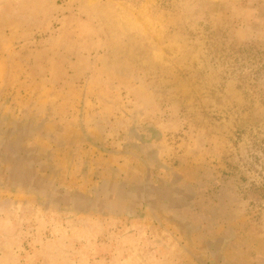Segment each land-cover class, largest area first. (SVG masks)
Wrapping results in <instances>:
<instances>
[{"label": "rangeland", "instance_id": "rangeland-1", "mask_svg": "<svg viewBox=\"0 0 264 264\" xmlns=\"http://www.w3.org/2000/svg\"><path fill=\"white\" fill-rule=\"evenodd\" d=\"M0 124L34 125L0 139L50 152L71 189L156 147L201 226L60 211L4 175L0 264H264V0H0Z\"/></svg>", "mask_w": 264, "mask_h": 264}, {"label": "crops", "instance_id": "crops-1", "mask_svg": "<svg viewBox=\"0 0 264 264\" xmlns=\"http://www.w3.org/2000/svg\"><path fill=\"white\" fill-rule=\"evenodd\" d=\"M27 126L34 128V125ZM27 126L4 129L0 124V133L10 131L13 134L21 130L20 133L26 135V131H30ZM37 129L42 127L39 125ZM2 141L0 139V143ZM22 141L23 137L19 134L17 138L13 136L1 143L6 151L5 157L0 156V172H3L0 178L5 175L8 183L29 192H38L47 205L57 210L83 215L99 214L108 218L144 217L157 225L168 222L189 241L193 233L201 228L187 215L195 208V188L181 174L171 170L154 146L142 145L141 153L135 156L142 164L137 171L139 173L128 172L123 174V178L112 179L104 171H96L92 176L95 177L93 182L85 189H71L60 182L62 172L55 165L54 155L41 153L39 147L36 151L25 149ZM18 146L22 150L14 152L12 149ZM204 244L211 257L225 261L226 247H223V242L219 244L208 239ZM197 258L205 260L203 256Z\"/></svg>", "mask_w": 264, "mask_h": 264}]
</instances>
